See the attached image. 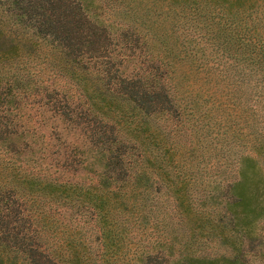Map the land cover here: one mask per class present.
<instances>
[{
	"label": "rangeland",
	"instance_id": "obj_1",
	"mask_svg": "<svg viewBox=\"0 0 264 264\" xmlns=\"http://www.w3.org/2000/svg\"><path fill=\"white\" fill-rule=\"evenodd\" d=\"M98 15L111 42H117L112 49L113 72L137 79L142 86L157 84L171 95L169 103H160L162 112L147 118L148 128L158 139L165 138L158 146L147 147L150 157L156 155L161 162L164 180L158 179L152 161L151 165L145 161L140 180L132 174L126 177L118 196L122 205H114L117 197L106 193L108 213L102 217L87 202L72 205L46 192L31 194L20 182L31 172L67 184L97 185L92 190L98 193L107 191L101 185L109 182L99 175L102 162L94 159V150L85 143L86 129L72 126L48 105L30 98L19 102L17 97H0V120L19 119L26 129L23 136H16L20 148L15 151L0 139V262L4 264L27 263L14 246L23 235L24 246H29L36 228L47 251L62 245L68 256L69 244L74 246L78 264H160V260L169 264L179 257L182 242L196 224L193 213L207 214L224 204L228 185L239 177L241 166L249 165L247 159L249 171L264 175V0H100ZM122 29L127 30L125 37ZM101 77L99 83L109 81ZM53 81L73 98L79 97L68 79ZM136 125V120H122L114 127L124 137ZM103 127L108 129L97 122L92 128ZM165 144L174 148L185 175L182 193L190 201L189 214L176 207L173 188L180 184L175 183L176 161L157 154ZM116 186L112 183L109 188ZM16 220L25 223L18 232ZM1 222L8 223L6 230ZM254 229L264 230V215ZM107 231L122 236L117 253L114 245L104 244ZM5 242L10 246L1 252ZM186 246L202 255L224 248L215 240ZM146 251L163 255L145 260Z\"/></svg>",
	"mask_w": 264,
	"mask_h": 264
},
{
	"label": "trees",
	"instance_id": "obj_2",
	"mask_svg": "<svg viewBox=\"0 0 264 264\" xmlns=\"http://www.w3.org/2000/svg\"><path fill=\"white\" fill-rule=\"evenodd\" d=\"M99 8L100 0H0V97H17L19 102L30 98L34 103L48 105L72 126L86 129L83 132L85 143L94 150V159L102 162L104 169L99 175L109 182L101 185L107 191L98 193L96 189L92 190L97 185L67 184L46 178L40 172L23 176L20 182L22 189L31 194L46 192L55 200L65 199L72 205L87 202L102 217L108 213L105 204L110 196L106 193H114L112 196L117 197L114 205H122L118 196L127 182L126 177L132 174L140 180L143 177L140 167L145 161L150 165L152 161L158 179L164 180L161 162L156 155L150 157L147 147L158 146L165 138L158 139V134L148 128L147 118L162 112L164 107L160 103H169L171 95L157 84L142 86L137 79L113 72L112 49L117 42L112 43L108 37L109 30L99 18ZM126 31H120L123 37L127 35ZM100 75L109 81L118 79L99 83ZM54 78L72 82L79 97L73 98L62 90ZM10 120H0V139L7 143V149L15 151L20 148L15 138L23 136L26 129L19 119V123ZM122 120L127 123L136 120L137 123L124 137L118 135L114 127ZM97 122L108 129L92 128ZM157 151L165 160L176 161L171 145H162ZM247 162L249 165L241 166L239 177L228 185L224 204L207 214L193 213L196 224L190 227L191 234L188 233L182 242L179 257L169 264H264V230L254 229L255 221L264 215V175L257 177L253 170L249 171L251 163L249 159ZM134 164L138 166L135 170ZM176 165L179 180L175 183L180 184L173 188L175 202L185 214L190 207V201L182 193L187 182L181 164L176 161L173 167ZM112 183H117L116 190L109 188ZM143 219L145 215L141 221ZM1 223V229L6 230L8 223ZM16 223L18 232L25 223L17 220ZM34 233L36 236L31 238L33 242L29 246H24V235L20 244L14 246L24 255L26 264H78L74 246L69 244L68 256H64L62 245L47 251L40 245L37 228ZM119 233L111 235L107 231L104 239L105 246L114 245L116 253L120 246L118 240L122 237ZM3 236L11 238L8 234ZM16 236L17 233L13 238ZM203 240H215L224 248L217 254L205 255L187 250V244ZM5 243L1 252L8 251L6 248L10 245ZM157 253L146 251L142 257L146 255L143 259L150 260L163 255Z\"/></svg>",
	"mask_w": 264,
	"mask_h": 264
}]
</instances>
